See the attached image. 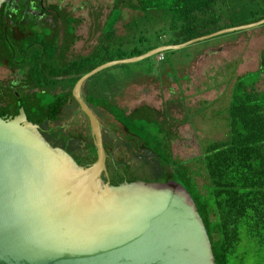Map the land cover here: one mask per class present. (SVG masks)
<instances>
[{
    "label": "water",
    "instance_id": "water-1",
    "mask_svg": "<svg viewBox=\"0 0 264 264\" xmlns=\"http://www.w3.org/2000/svg\"><path fill=\"white\" fill-rule=\"evenodd\" d=\"M113 0H0V70L31 80L84 57ZM110 59L81 73L45 130L23 107L0 116V264H215L195 202L172 167L82 85L106 64L135 60L218 31Z\"/></svg>",
    "mask_w": 264,
    "mask_h": 264
},
{
    "label": "rangeland",
    "instance_id": "rangeland-1",
    "mask_svg": "<svg viewBox=\"0 0 264 264\" xmlns=\"http://www.w3.org/2000/svg\"><path fill=\"white\" fill-rule=\"evenodd\" d=\"M257 6L256 0H216L208 8L193 12L182 24L154 10L142 12L112 6L96 34L84 45L83 51L88 48L90 51L80 64L97 65L162 42L184 41L187 34L211 33L226 27L224 24L228 22H248ZM263 46L264 22L218 31L179 47L166 48L161 51V58L152 53L106 64L90 75L86 86L98 87L127 110L140 103L156 106L171 130L172 154L187 160L194 168L199 167L196 178L201 184L206 182V177L196 157L205 143L225 136L230 86L240 73L245 76L254 72L258 51ZM242 58L248 60L244 70L239 66ZM262 73L263 81L260 85L256 81L255 87L264 99ZM1 77L13 75L0 70ZM54 123L48 122L47 127ZM230 258L234 264H264V248L244 235Z\"/></svg>",
    "mask_w": 264,
    "mask_h": 264
},
{
    "label": "trees",
    "instance_id": "trees-1",
    "mask_svg": "<svg viewBox=\"0 0 264 264\" xmlns=\"http://www.w3.org/2000/svg\"><path fill=\"white\" fill-rule=\"evenodd\" d=\"M216 0H113L112 6L138 11L154 10L168 14L173 21L185 22L195 12L204 10ZM251 11V20L264 16V0ZM242 22H228L225 26ZM200 32L185 35L184 39ZM164 44V42H162ZM140 53L131 51L128 55ZM121 57V56H118ZM95 64H69L56 74H39L31 80L18 79L20 88H0V116L14 114L21 105L27 119L43 126L55 121L54 112L64 103H76L70 88L75 79ZM73 70V73H70ZM264 72V46L258 51L257 68L253 73L237 75L230 86L225 136L210 140L201 147L196 159L206 177L198 183L199 167L175 157L170 148L171 130L159 110L147 104L130 109L118 106L98 87L82 85L90 108L103 110L132 130L150 145L177 173L195 202L210 240L215 264H234L230 258L237 243L253 238L264 248V99L255 87ZM60 86V90H56Z\"/></svg>",
    "mask_w": 264,
    "mask_h": 264
},
{
    "label": "flooded vegetation",
    "instance_id": "flooded-vegetation-1",
    "mask_svg": "<svg viewBox=\"0 0 264 264\" xmlns=\"http://www.w3.org/2000/svg\"><path fill=\"white\" fill-rule=\"evenodd\" d=\"M81 49H82L84 57H79V60H76V63H70V64H78V65H80V62L85 59L86 55L90 51L89 48H88L87 51H83V49H86L84 45L81 47ZM70 73H73V70H70ZM12 75H13V77H11V78L10 77H1L0 78V88H1L2 91H4V93H2V94H3V98H4L5 103H8L7 102V94H8L7 91L16 90L17 88H20L18 79H15L16 77H14L16 75H14V74H12ZM56 90H60V86H57ZM140 104H147V103H140ZM140 104H138V105H140ZM147 105L152 106V107L157 109L156 106H153V105H150V104H147ZM162 114L165 115V111L164 110H163ZM3 115L7 116V114H3ZM8 115H12V114H8ZM108 115L111 116L110 114H108ZM39 128L41 130V129H43V126L39 124ZM170 148H171V143H170Z\"/></svg>",
    "mask_w": 264,
    "mask_h": 264
},
{
    "label": "crops",
    "instance_id": "crops-1",
    "mask_svg": "<svg viewBox=\"0 0 264 264\" xmlns=\"http://www.w3.org/2000/svg\"><path fill=\"white\" fill-rule=\"evenodd\" d=\"M243 59V62L242 63H240L239 64V66H240V68H242V70H244V69H247V68H244L245 66V64L248 62V60L246 59V58H242ZM258 63V62H257ZM257 63H256V67L255 68H253V69H256L257 68ZM244 68V69H243ZM248 69H250V68H248ZM241 70V71H242ZM241 71H239V72H241ZM240 74H242V73H240ZM263 73H260L259 74V77H258V80L257 81H259V85L261 84V81H263V75H262ZM256 84H257V82H255ZM208 91V90H207ZM214 93V92H213ZM213 96H214V94H213Z\"/></svg>",
    "mask_w": 264,
    "mask_h": 264
},
{
    "label": "built area",
    "instance_id": "built-area-1",
    "mask_svg": "<svg viewBox=\"0 0 264 264\" xmlns=\"http://www.w3.org/2000/svg\"><path fill=\"white\" fill-rule=\"evenodd\" d=\"M156 57H157V58H161V57H162L161 52H157Z\"/></svg>",
    "mask_w": 264,
    "mask_h": 264
}]
</instances>
